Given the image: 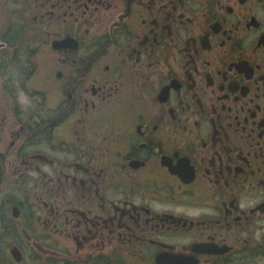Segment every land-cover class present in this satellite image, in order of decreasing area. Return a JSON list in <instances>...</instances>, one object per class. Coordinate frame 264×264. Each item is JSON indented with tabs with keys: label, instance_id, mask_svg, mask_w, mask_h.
<instances>
[{
	"label": "flooded vegetation",
	"instance_id": "af4514ba",
	"mask_svg": "<svg viewBox=\"0 0 264 264\" xmlns=\"http://www.w3.org/2000/svg\"><path fill=\"white\" fill-rule=\"evenodd\" d=\"M0 264H264V0H0Z\"/></svg>",
	"mask_w": 264,
	"mask_h": 264
},
{
	"label": "rangeland",
	"instance_id": "374dc122",
	"mask_svg": "<svg viewBox=\"0 0 264 264\" xmlns=\"http://www.w3.org/2000/svg\"><path fill=\"white\" fill-rule=\"evenodd\" d=\"M53 98H54L55 101H57V98H58V97H56V96L53 94Z\"/></svg>",
	"mask_w": 264,
	"mask_h": 264
}]
</instances>
